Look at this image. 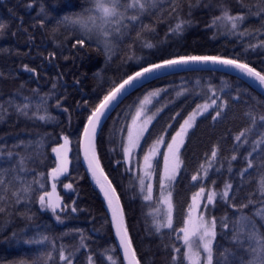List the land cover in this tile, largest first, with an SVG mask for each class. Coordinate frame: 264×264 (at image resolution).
Masks as SVG:
<instances>
[{"label": "snow or ice", "instance_id": "1", "mask_svg": "<svg viewBox=\"0 0 264 264\" xmlns=\"http://www.w3.org/2000/svg\"><path fill=\"white\" fill-rule=\"evenodd\" d=\"M34 3L35 0L26 6L31 8ZM233 3L238 7L233 8ZM201 8L218 13L206 24L214 31L213 38L215 33H220L241 41L233 45L231 55L169 50L175 47L178 38L198 23L193 12ZM38 15L42 18L35 27L50 30L54 46L64 60L69 59L63 56L64 50L88 55L94 52L104 58L103 67L93 73L96 87L90 99H84L82 105L79 101L75 103L77 109L82 108L85 113L76 143L78 153L82 152L85 171L90 173L103 194L106 213L110 214L109 224L114 228L118 243L93 250L90 242L94 241L85 235L84 229L66 230L60 235L59 242L56 237L39 232L25 240L27 244L39 246L30 258L14 260L11 264H141V257L133 246L118 185L109 179L98 152L111 113L128 96L141 89L145 90L143 99L137 97L139 104L134 101L128 106L123 127L109 129V142H114L111 138L118 134L125 172L130 174L133 167L136 168L140 198L147 202L149 211L146 215L151 218L154 232L161 236L166 231L175 233L174 239L180 247L164 245L170 250L171 264H264V130H260L264 129V99L251 97L254 103L248 104L242 113L248 124L233 137L231 155L224 157L228 179L223 181L222 187L217 188V181L211 175L219 176L224 169L218 143L210 153H205V162L190 175L197 190L191 192L186 209H180L183 226L179 229L174 227L176 203L173 198L178 177L182 170L186 171L181 150H187L197 118L208 113L213 121L221 119L229 111V102L241 103L244 96H250L249 89L259 90L260 96L264 97V60L257 67L249 58L251 54L264 53V0H76L51 11L41 0ZM253 18L258 21L257 27L250 23ZM23 24L20 19L19 28L27 33ZM161 26L165 29L163 38L155 39ZM8 29V23L0 20V36ZM28 38L34 41L31 35ZM245 38H254L256 42L243 43ZM237 47L239 51H235ZM56 55L51 52L46 58L53 67L57 66ZM23 68L29 73L37 72L27 64ZM178 72L223 73L235 79L230 82L220 77L219 89L211 79L207 82L196 80L192 90L186 85L181 86L176 90L177 96L203 98L207 95V99L203 104H197L186 117L182 115L183 110L177 111L158 127V117L168 104L149 114L146 103H151L150 97L167 94L169 89H146V86ZM63 75L57 72L52 88L45 93L29 89L32 95H25V85L21 84L14 95L0 103V120L5 119L9 115L8 109L12 108L18 116L45 123L55 121L57 117L49 112L48 101L58 86L64 92L56 97V108L68 112L62 107L68 99V86L66 82L62 83ZM79 85L78 79L73 81V87ZM196 88L200 89L198 93ZM49 137L50 134L45 133L35 140H20L11 147L0 145V228L7 229L13 218L32 220V207L37 204L39 210L50 212L61 225L77 212L74 200L65 204L56 192L59 177L68 171L71 163L67 155L71 151L68 135H62L63 143L57 142L56 147L51 148L56 154V166L50 172L39 171ZM240 149L245 151L238 156ZM240 158L244 166L234 169L233 162ZM121 162L116 160L117 165ZM49 178L51 191L47 190ZM153 180L159 190L155 199ZM63 187L71 189L72 185ZM220 205L226 211L217 216L214 213ZM70 236L78 239L65 244L64 238ZM218 236H229V246L218 244ZM16 237L17 233L13 231L6 239ZM118 251L122 254L117 255Z\"/></svg>", "mask_w": 264, "mask_h": 264}, {"label": "trees", "instance_id": "2", "mask_svg": "<svg viewBox=\"0 0 264 264\" xmlns=\"http://www.w3.org/2000/svg\"><path fill=\"white\" fill-rule=\"evenodd\" d=\"M32 2L33 0H0V20L7 22L9 25L8 31L0 36V49H2L0 50V73H3V75H0V103H4L10 95H14L15 90L21 84L25 85L23 89L25 95H32L29 89H39L41 93L48 92L52 88L53 78L57 75V72H61L64 74L62 83L66 82L68 86L66 89L68 99L62 107L67 108L68 112L56 108V97L64 92V89L59 86L53 94V98L48 101L49 112L52 116L57 117L55 121L45 123L38 119H28L18 116L14 109L9 108V115L0 120V145L6 144L11 147L20 140H35L38 139L39 135L50 134L47 141L49 146L46 148L43 157V166L39 168V171L50 172L56 164L55 155L51 148L57 142H61L62 135H68L71 140V163L68 174L60 179L59 189L60 196L63 197L65 204H71L73 200L76 202L77 212L72 213L71 217L61 225L55 222V218L50 212L39 210L37 204L32 207V220L13 218L7 229L0 228V264H11L12 261L18 259H29L39 246L27 244L25 240L34 237L39 232H46L50 237H56L59 242L60 235L66 230L72 228L84 229L85 235L90 236L94 241L90 242V247L93 250L117 243L114 228L109 224L110 214L106 213V204L91 175L85 171L86 165L83 163L82 153H78L76 143L77 134L82 131L85 113L82 108L77 109L75 103L79 101L82 105L84 99H90L91 93L96 87L93 73L103 67L104 58L102 55L97 56L94 52L88 55L84 52L76 53L71 50H64L63 56L69 57L68 60H64L60 51L54 46L50 30L35 27L38 19L42 18L38 15L41 0H35L31 8L26 6ZM75 2L76 0H43V3L49 6V11L59 8L62 4ZM237 7L233 3V8ZM9 9L12 10L11 13ZM216 14L218 13L210 12L205 8L194 10L193 16L198 23L188 29L182 38H178L175 47L169 50L200 54L227 53L231 55L234 51L233 45H238L241 41L237 40L236 37L225 36L220 33H215V38H213L214 31L209 30L206 24L209 23L211 16ZM20 19H23V27L28 30L27 33L20 30ZM148 22L145 21V23ZM250 23L252 27L258 26V21L255 18ZM164 31V27L161 26L159 36L155 39H162ZM12 33H15V35H12ZM29 35L34 37V41L29 40ZM242 42L255 43L256 41L254 38L251 40L245 38ZM235 51H239V47ZM51 52L57 53L56 67H53L46 59ZM249 58L254 62L253 66L259 67V62L264 60V53L257 52L251 54ZM25 64L29 68H35L37 72H27L23 68ZM222 76L230 82L235 79L234 77L225 76L223 73L179 72L147 85L146 89H169L167 94L154 97L148 106L151 113L155 112L156 108L168 104V108L158 117L160 121L158 127L169 121V117L177 111L183 110L182 115L186 117L197 104H201L207 99V95L203 98L177 96L176 90H179L181 86L186 85L192 90L196 80L207 82L211 79L213 85L219 89L221 86L220 77ZM77 79L80 81V85L73 87V81ZM242 87H247V85H242ZM199 91V88L195 89V92L198 93ZM144 92L145 90L141 89L132 93L113 112L105 126L103 141L98 145V152L101 164L109 179H112L113 183L118 185L117 191L121 194V202L127 214L133 246L136 248L138 256L141 257V264H171L170 250L166 249L164 245L176 244L177 247H180V243L174 239L175 233L166 231L161 236L154 232L151 226V218L146 215L149 211L147 202L142 201L140 198L135 167H133L130 174L125 172V165L120 153L119 135L117 134L111 138L114 142H109V129L123 127L128 106L132 105L134 101L139 104L137 97L142 100ZM249 92L250 96H244L241 103L233 104L230 101L229 111L221 119L213 121L208 113L198 118L194 134L190 133V143L187 145V150H182V159L185 161L186 171L182 170L174 190V201L176 203L175 228L179 229L183 226L179 214L180 209H186L187 203L190 202L191 192L197 190L193 187L194 182L190 181V175L196 172L199 164L205 162V153H210L212 147L217 143L221 148L220 159L224 163V169L219 176L211 174L212 179L217 181L218 189L222 187L223 181L228 179L227 163L224 157L231 155L234 143L233 137L248 124L242 113L248 104L254 103L251 97L264 99L254 89H249ZM5 107H7L6 104ZM209 112H212V110L209 109ZM212 115H214V112H212ZM164 119L166 121H163ZM113 148H115L114 152L111 151ZM243 151L245 149H240L238 156ZM116 160H121V164L117 165ZM243 166L242 158L233 162L234 169ZM65 183L72 185L70 191L64 189L63 184ZM130 184L135 187H130ZM50 186L49 178L47 190L50 189ZM223 211H226V209L220 205L214 214L219 216ZM13 231L17 233V237L6 239V237H11ZM77 239L76 236L65 237L63 242L70 244ZM229 240V236L223 238L218 236L217 243L222 246H229ZM117 255H121V251H118Z\"/></svg>", "mask_w": 264, "mask_h": 264}, {"label": "rangeland", "instance_id": "3", "mask_svg": "<svg viewBox=\"0 0 264 264\" xmlns=\"http://www.w3.org/2000/svg\"><path fill=\"white\" fill-rule=\"evenodd\" d=\"M150 99V101H152V97H150L149 98ZM204 103V102H203ZM203 103H201V104H203ZM149 104L150 103H146V109H148V106H149ZM194 109V108H193ZM192 109V110H193ZM191 110V111H192ZM190 111V112H191ZM149 114H151L150 112H149ZM199 118V117H198ZM198 118H197V120H198ZM167 119V118H166ZM166 119H164L163 121H166ZM182 122V121H181ZM197 122V121H196ZM154 123H155V121H154ZM60 143H63V139L61 140V142ZM54 147H56V145L54 146ZM183 150V149H182ZM182 150H181V152H182ZM54 155L56 156V154L54 153ZM68 158H69V160H70V152H68ZM181 158H182V156H181ZM134 160H135V157H134ZM55 166H56V164H55ZM54 166V167H55ZM69 168H70V164L68 165V171L66 172V173H64L63 175H61L60 177H59V179H58V182H57V187H56V192L60 195V189H59V185H60V179L61 178H63L64 176H66L67 174H68V172H69ZM161 169H162V165H161ZM135 173H136V176L138 175V173H137V171H136V168H135ZM138 180V179H137ZM50 183H52V181H51V179H50ZM151 183H153V197H154V199L155 198H157L158 196H159V190H158V186H157V182H156V180H153V181H151ZM65 184H69V183H65ZM65 184H63V186L65 185ZM138 184H139V181H138ZM65 189V188H64ZM66 191H70L71 189H65ZM48 191H51V186H50V189L48 190ZM174 198V197H173ZM153 206H155V205H153ZM174 223H175V214H174Z\"/></svg>", "mask_w": 264, "mask_h": 264}, {"label": "water", "instance_id": "4", "mask_svg": "<svg viewBox=\"0 0 264 264\" xmlns=\"http://www.w3.org/2000/svg\"><path fill=\"white\" fill-rule=\"evenodd\" d=\"M179 73V72H178ZM254 90H256L257 92H259V90H257V89H255V88H253ZM260 93V92H259ZM114 112V111H113ZM113 112L111 113V115L113 114ZM82 153V152H81ZM90 174V173H89ZM96 187H97V189H98V191L100 192V189H99V187L96 185ZM100 195H101V197L103 198V194L100 192ZM103 200H104V198H103ZM105 202V201H104ZM105 204H106V202H105ZM106 207H107V205H106ZM117 240V239H116ZM117 243H118V241H117ZM121 254H122V252H121Z\"/></svg>", "mask_w": 264, "mask_h": 264}]
</instances>
